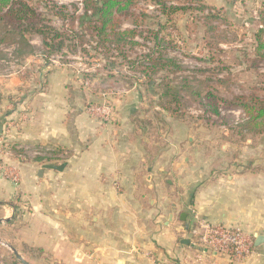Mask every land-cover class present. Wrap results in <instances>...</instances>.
<instances>
[{
    "label": "rangeland",
    "instance_id": "1",
    "mask_svg": "<svg viewBox=\"0 0 264 264\" xmlns=\"http://www.w3.org/2000/svg\"><path fill=\"white\" fill-rule=\"evenodd\" d=\"M28 1L41 15V24L58 29L65 42L62 48L53 49L45 46L42 35L30 32H24V36L32 49L0 42V118L4 123L11 122L7 115L12 109L25 107L30 98L48 88L49 74L68 76L70 92L78 100L75 109L81 110L88 123L117 126L128 115V109L134 108L130 116L131 140L144 141V151L150 157L166 150L169 123H178V132L186 125L192 128L194 138H204L207 152L228 154L226 163L242 153H251L256 168L264 166V127L253 129L250 125L242 134L234 131L232 126L244 119L238 114L241 108L225 106L236 97L255 96L264 101V59H259L255 51L258 34L264 31V0H178L174 2L177 9L169 16H162L152 0H138L130 16L119 15L121 30L134 32L127 36L123 49L112 40L100 44L94 26H80L78 18L85 0ZM199 5L204 9L200 10ZM209 15L218 18L210 20ZM158 21L166 25L161 32L166 40L162 52L176 59L181 67L178 71L173 64L162 71L145 70L143 66L146 54L159 52L160 46L153 40ZM262 41L264 44V34ZM164 78L173 84L188 79L195 92L183 91L176 98L174 95L160 100L165 101L164 110L157 95L152 94ZM11 79L16 82L10 83ZM98 109L105 112H95ZM11 149L16 158L25 155L19 158L20 163L61 165L68 160L65 149L42 160L38 157L46 155L29 156L24 149ZM28 151L43 153L45 149ZM12 168L20 179L18 167ZM135 177L134 197L145 201L144 210L151 211L149 201L154 195L146 187V168L139 169ZM117 183L114 188L118 197L131 198L132 193H125ZM171 194L177 195L176 191ZM8 205L14 217L0 224V264H23L13 249L28 264H72L65 256L26 240L25 231L34 219L32 203L25 193L18 190Z\"/></svg>",
    "mask_w": 264,
    "mask_h": 264
},
{
    "label": "crops",
    "instance_id": "2",
    "mask_svg": "<svg viewBox=\"0 0 264 264\" xmlns=\"http://www.w3.org/2000/svg\"><path fill=\"white\" fill-rule=\"evenodd\" d=\"M47 80L44 92L12 109L10 123L0 118L5 143L51 153L65 149L68 157L62 171L45 170L40 177L44 164L0 155L20 173L19 186L0 173V219L12 220L8 202L18 190L25 193L34 219L25 231L28 243L72 264H264V244L236 262L202 248L192 234L197 214L242 229L254 245L256 236H264V166L256 168L254 155L242 153L228 164V154L207 152L190 126L180 125L178 132V123H169L168 147L150 157L144 141L131 140L134 108L117 126L88 123L75 109L70 77L49 74ZM144 168L154 195L151 211L134 197L135 176ZM116 181L131 198L118 197Z\"/></svg>",
    "mask_w": 264,
    "mask_h": 264
},
{
    "label": "trees",
    "instance_id": "3",
    "mask_svg": "<svg viewBox=\"0 0 264 264\" xmlns=\"http://www.w3.org/2000/svg\"><path fill=\"white\" fill-rule=\"evenodd\" d=\"M33 2L34 0H30ZM138 0H85L83 14L78 18L80 26L88 23L97 31V38L100 44L103 41H111L116 44L118 49H123L126 46V39L128 35H133V31L126 30L122 31L120 27L119 15L125 14L130 16L128 13L130 9L135 6ZM154 4L160 8L162 16H169L173 13L176 8L174 4L178 0H152ZM200 2V0H194ZM201 3V2H200ZM200 6V10L204 7ZM61 10L59 11V13ZM127 12V13H126ZM210 20L217 19V15H209ZM75 20V18H74ZM76 21V20H75ZM74 21V22H75ZM41 15L38 14L37 10L29 4L28 0H0V42L4 44H13L16 46H27L32 49V46L26 40L24 32L37 33L43 36V42L46 47L53 49L62 48L65 39L64 35L59 32L58 29L42 25ZM166 28L161 21L157 23V29L154 33V44L160 46L159 52H150L145 55L146 61L144 62L145 70L151 69L153 71H162L167 69L173 64L175 71H178L181 67L176 65V59L170 58L169 55H165L162 52V44L166 42L164 37H161V32ZM264 31L259 32L258 44L256 46V55L259 59H264V44L262 41ZM58 46V47H57ZM57 47V48H56ZM166 78L159 83L155 89H152L153 93L156 94L159 100V105L167 110L164 103H160V100L170 99L172 96L175 98L180 95L183 91L195 92V89L190 86L188 79L180 81L181 83L173 84L166 82ZM152 84V83H151ZM151 88V87H149ZM152 88L154 86L152 85ZM199 94V91L197 92ZM226 109L240 107L243 111L245 118L232 128L234 131L239 130L242 134L244 130L248 131V126L253 125V129H257L260 126L264 127V101L252 96L248 97H236L231 103H228ZM168 112L169 109H168ZM227 130H229L227 128ZM228 132V131H226ZM225 132V134H226ZM11 147H19L20 144H9ZM24 147V146H20ZM46 151V150H45ZM25 152V151H24ZM61 152V151H60ZM60 152L54 151L53 153L47 152L45 157H38L39 160L42 158H48V156L58 155Z\"/></svg>",
    "mask_w": 264,
    "mask_h": 264
},
{
    "label": "built area",
    "instance_id": "4",
    "mask_svg": "<svg viewBox=\"0 0 264 264\" xmlns=\"http://www.w3.org/2000/svg\"><path fill=\"white\" fill-rule=\"evenodd\" d=\"M104 110H95V112H103ZM105 112V111H104ZM238 114L245 115L242 110L238 111ZM238 123H235V125ZM17 149H24V154L29 156H45L47 151L43 153L40 151L30 152L28 147H17ZM0 155L6 157H13L14 152L8 146V143L0 140ZM25 155L21 154L17 158H24ZM13 165L0 161V172L10 177V180L16 185L20 183V179ZM15 170V172H14ZM8 177V178H9ZM195 226L192 230V234L196 239V242L206 250H209L216 254L226 255L232 258L236 262L245 261L250 257L254 251V241L250 235L239 228H229L222 224H212L201 220L197 214L194 215Z\"/></svg>",
    "mask_w": 264,
    "mask_h": 264
},
{
    "label": "water",
    "instance_id": "5",
    "mask_svg": "<svg viewBox=\"0 0 264 264\" xmlns=\"http://www.w3.org/2000/svg\"><path fill=\"white\" fill-rule=\"evenodd\" d=\"M64 169L63 165L60 166H56V165H45L42 167L41 171H40V177L43 176L44 171L45 170H55V171H62ZM3 222V220L0 219V224ZM264 244V236H256V241H255V247H258L260 245ZM15 255L17 256V258L22 261L23 264H28L20 255L19 253L13 249Z\"/></svg>",
    "mask_w": 264,
    "mask_h": 264
}]
</instances>
